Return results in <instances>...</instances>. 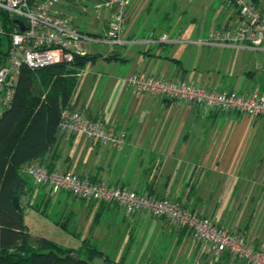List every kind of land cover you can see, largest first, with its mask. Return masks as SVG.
<instances>
[{
	"label": "crops",
	"instance_id": "obj_1",
	"mask_svg": "<svg viewBox=\"0 0 264 264\" xmlns=\"http://www.w3.org/2000/svg\"><path fill=\"white\" fill-rule=\"evenodd\" d=\"M95 1L73 0L63 8L79 29L99 35L106 27L109 11L95 13ZM255 1L264 7V0ZM151 3L152 0L128 1L122 43L100 41L101 49L87 46L97 42L84 43L85 51L101 53L99 57L103 59L95 64L97 57L82 67L70 99L74 108L101 118L116 130H124V142L111 146L82 133H61L52 164L61 171L180 201L261 247L253 217L255 211L264 210V115L216 109L160 94H137L127 77L139 72L169 80L188 79L208 89L237 90L249 95L254 90L264 91V49L241 41L208 40L214 28L235 19L236 9L228 0H221L208 24L199 28L205 29V38H187L181 28L157 29L155 24L161 25L160 20H149L141 26L139 21ZM150 33L155 38L148 39ZM163 33L166 38L159 39ZM110 52L121 58H105ZM65 136L81 151L86 149L89 157L60 154L58 146ZM29 179L31 186L20 205L38 209L30 201L35 183L31 176ZM46 190L38 194L44 205L49 202ZM52 192L55 199L64 201L61 216L67 222L88 225L84 235L92 233L103 213L111 217L115 211L119 215L121 210L117 208L121 207V221L130 235L138 234L139 239L150 235L149 245L172 244V253L179 252L178 258L187 254L191 257L193 253L200 264H247L227 251L217 253L208 243L195 240L187 227L147 210L127 213L114 202L76 197L64 189ZM73 233L78 234L77 230ZM100 250L102 258H110ZM110 259L119 261L123 256Z\"/></svg>",
	"mask_w": 264,
	"mask_h": 264
},
{
	"label": "built area",
	"instance_id": "obj_2",
	"mask_svg": "<svg viewBox=\"0 0 264 264\" xmlns=\"http://www.w3.org/2000/svg\"><path fill=\"white\" fill-rule=\"evenodd\" d=\"M75 2L81 0H74ZM129 0H97L92 7L95 13L109 11L106 27L99 35L81 31L63 8L73 0H0V35H7L6 59L0 63V94L2 105L8 104L16 83L20 66L38 67L60 61H72L74 53H84V43L124 41ZM236 9L235 19L214 28L208 40L241 41L254 48L264 49V7L255 0H228ZM79 3V2H78ZM84 9L85 6L81 5ZM14 18V20H11ZM155 38L152 33L148 39ZM165 39L166 34L159 35ZM80 68L79 73L82 72ZM135 93L165 95L175 100L203 103L221 110H237L252 115H264V91L251 94L237 90L208 89L188 79L169 80L160 75L133 72L127 77ZM60 133H82L88 139L104 145L119 146L125 132L114 129L99 117H91L74 107H63L59 120ZM35 184H46L50 190H67L71 195L121 205L127 213L144 209L155 216L165 217L173 224L185 226L192 237L208 243L217 253L227 251L232 257L247 264H264V248L256 247L243 235L219 226L213 218L187 208L180 201L138 192L119 184L79 175L71 171L48 168L31 162L22 167Z\"/></svg>",
	"mask_w": 264,
	"mask_h": 264
},
{
	"label": "trees",
	"instance_id": "obj_3",
	"mask_svg": "<svg viewBox=\"0 0 264 264\" xmlns=\"http://www.w3.org/2000/svg\"><path fill=\"white\" fill-rule=\"evenodd\" d=\"M7 39V35H0V63L6 59L2 45ZM101 55L75 52L72 61L33 68L25 63L20 66L12 96L0 111V264H93V257H102V251L94 245L81 255L48 237L31 238L24 221V206L16 208L11 200L16 194L20 202L31 186L22 171L24 165L37 161L54 168L52 159L61 137L60 112L63 107H73L70 99L80 68ZM104 57L121 58L116 52ZM103 259L124 264L123 259Z\"/></svg>",
	"mask_w": 264,
	"mask_h": 264
},
{
	"label": "rangeland",
	"instance_id": "obj_4",
	"mask_svg": "<svg viewBox=\"0 0 264 264\" xmlns=\"http://www.w3.org/2000/svg\"><path fill=\"white\" fill-rule=\"evenodd\" d=\"M181 1L152 0L139 24L145 26L149 23V20H151V23L160 20L161 25L155 24L158 26L157 29L181 28L187 38L192 36L205 38V29L199 28L209 22L214 10L220 6L221 0H186L184 4ZM190 17L194 18L193 21L190 20ZM4 43L6 44L5 40ZM4 43L2 45L3 48H5ZM87 46L92 49H101L103 47L98 42L89 43ZM102 59V57H99L95 64H98L97 62ZM2 107L0 94V111ZM79 137L81 136L76 138ZM81 149L82 151L78 147L73 146L67 136L61 138L58 146V152L62 155L71 153L72 156L78 155L82 159L89 157V152L84 148ZM92 156L94 157V154ZM25 175L30 178L27 173ZM45 189H47V195L49 196L47 205L42 202L43 197L41 195L38 196L40 192L44 193ZM30 201L38 207V209L31 206L24 208V221L28 225L31 238L46 236L63 247L74 248L81 255H85L84 251L87 250L89 245H94L99 249H103L110 258L118 260L123 256L125 264L201 263L193 253L191 257L187 254L185 257L181 255L178 258L179 252L175 253V255L172 253V244L149 245L150 235L148 234L145 235L144 239H139L138 234L134 236V233L132 237L130 230L122 224L121 215H123V209L121 207L117 208L121 210L119 215L115 211H112L111 217L108 216V213H103L94 224L91 230L92 233L84 235L89 228L88 225L86 227L84 222L80 224H76L73 221L67 222L65 216H61L64 201L55 199V192L50 191L46 184H34ZM253 221L256 224L257 232H259V234L257 233V238L261 241L260 246L264 248V210L255 211ZM73 230H77L78 234H74ZM83 235L87 237L84 238Z\"/></svg>",
	"mask_w": 264,
	"mask_h": 264
},
{
	"label": "water",
	"instance_id": "obj_5",
	"mask_svg": "<svg viewBox=\"0 0 264 264\" xmlns=\"http://www.w3.org/2000/svg\"><path fill=\"white\" fill-rule=\"evenodd\" d=\"M11 200H12L13 205L16 208H20L21 207L19 199H18V196L16 194L12 195V199ZM92 263L93 264H113L110 261H105L102 257H99V256L93 257L92 258Z\"/></svg>",
	"mask_w": 264,
	"mask_h": 264
}]
</instances>
